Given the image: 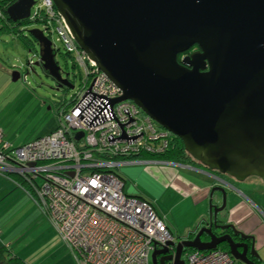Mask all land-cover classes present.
<instances>
[{"label":"water","instance_id":"obj_1","mask_svg":"<svg viewBox=\"0 0 264 264\" xmlns=\"http://www.w3.org/2000/svg\"><path fill=\"white\" fill-rule=\"evenodd\" d=\"M53 1L78 44L122 89L115 101H135L215 176L264 180V0ZM33 4L16 0L7 13L13 21L28 18ZM30 32L39 44L36 64L58 88H73L62 76L51 40L39 28ZM196 44L199 49L179 58ZM12 77L18 80L20 72L14 70ZM220 183L210 192L208 224L193 238L170 242L175 255L168 247L156 249L152 264L173 259L183 264L185 248L210 250L224 241L236 259L254 264L248 243L214 231L231 227L252 238L251 252L259 255L254 235L218 222L227 205L226 184ZM216 192L220 206L213 203Z\"/></svg>","mask_w":264,"mask_h":264},{"label":"built area","instance_id":"obj_2","mask_svg":"<svg viewBox=\"0 0 264 264\" xmlns=\"http://www.w3.org/2000/svg\"><path fill=\"white\" fill-rule=\"evenodd\" d=\"M28 18L51 40L55 59L60 48L72 58L81 83L60 102L58 125L47 134L14 146L0 129V172L25 181L79 264H151L162 247L175 255L169 243L179 239L150 201L126 193L116 170L139 161L171 163L149 155L166 152L175 134L135 101H115L122 89L78 44L53 0H34ZM34 56L39 60V52ZM61 73L73 83L70 73ZM181 258L183 264H244L219 247L185 250Z\"/></svg>","mask_w":264,"mask_h":264},{"label":"rangeland","instance_id":"obj_3","mask_svg":"<svg viewBox=\"0 0 264 264\" xmlns=\"http://www.w3.org/2000/svg\"><path fill=\"white\" fill-rule=\"evenodd\" d=\"M39 27L37 23L30 24L22 27L25 29L23 33L33 39L27 29ZM34 43L39 50V44L36 41ZM195 47L193 46L190 50L182 53L180 58L194 51ZM34 53L24 45L23 39L16 34L0 32V129L14 146H19L55 129L58 125L60 102L69 99L81 83L80 76L74 70L72 58L64 54L62 48L57 53L56 60L63 72L70 73L75 88H58L56 80L36 64L38 57L34 56ZM29 59H33L32 65L28 64ZM14 70L20 72V78L16 81L12 77ZM25 75L26 78H24ZM151 164L158 163L139 161L124 164L116 170L126 182L125 191L127 194L152 197L150 199L153 204L168 209L169 193L164 192L167 189L160 187L151 172L147 171ZM1 177L2 172H0V235L2 232L11 233L13 237H16L14 241L17 240L18 245L32 251L30 260L32 264H79L71 249L60 236L61 234L57 230V234L46 233V229L42 227L43 223L38 221L39 217L30 213L31 211L28 212L30 204L24 203L20 195L14 196L19 191ZM220 177L218 179L222 182L227 183L229 180L231 183H228L236 188L226 184L227 200L228 195L235 192L239 197L245 195L253 202H257L264 211V180L262 178L256 175L247 177L255 183L253 188L247 189L245 180H238L229 174L221 173ZM31 196L38 200L35 194H31ZM188 206L194 208L193 205ZM37 208L39 207L37 206ZM188 221L176 218V223L181 228ZM3 241L0 236V243ZM28 243V247L25 246ZM256 250L263 259L264 246L261 250Z\"/></svg>","mask_w":264,"mask_h":264},{"label":"crops","instance_id":"obj_4","mask_svg":"<svg viewBox=\"0 0 264 264\" xmlns=\"http://www.w3.org/2000/svg\"><path fill=\"white\" fill-rule=\"evenodd\" d=\"M147 171L151 172L152 177L155 178V181L160 185V187H165L167 189L164 190V192L169 193V201H167L169 203V205H167L168 209H164L162 206L157 207L155 203L154 205L150 199L152 197L149 198L141 195L133 196H138L150 201L159 216L165 221L170 231L179 240L187 238L190 231L197 232L202 226L208 224L211 218L210 192L212 186L221 184L220 182H222L217 176L210 173L206 170V168L200 165L178 162L151 164L148 166ZM17 176L18 175L15 174L2 172L3 178H1L10 182L12 186L19 191L16 192L14 196L20 195V197L23 198L24 203L30 204L28 212L31 211L30 213H34L37 217H39L38 221H40L41 224L43 223L42 227L46 229V233L57 234L48 214L42 210L33 196H31L26 183L22 184L23 179L21 181L17 178ZM123 181L125 189L126 182L124 179ZM227 181L231 183V181ZM245 181L247 183V185H245L247 189L254 187L255 183L252 180L246 178ZM228 182L224 183L233 187ZM220 194V192H216L214 194L213 203L218 205L222 202V196ZM219 196H221V198H219ZM188 205H193L194 208H190ZM37 206L39 208H37ZM218 217L224 224H234L244 233L254 235L256 249L261 250V248H263L264 211L259 207L257 202H253L245 195L244 197H239L235 192H233L232 195H228L227 205L225 209L219 212ZM176 218L178 220L186 219L189 221L181 228L176 223ZM0 236L1 239L4 240L3 243L0 244L5 245L13 253L19 255L27 262V264H32V261H30L32 258V251H29L24 246L18 245V241H14L16 237H13L11 233L2 232ZM28 245L29 243L25 246L28 247Z\"/></svg>","mask_w":264,"mask_h":264},{"label":"trees","instance_id":"obj_5","mask_svg":"<svg viewBox=\"0 0 264 264\" xmlns=\"http://www.w3.org/2000/svg\"><path fill=\"white\" fill-rule=\"evenodd\" d=\"M16 0H0V32H8V33H13L16 34L18 37L23 39L24 45L28 47V49L31 51L33 50L36 54H38L39 50L35 47V41L38 43V41L34 38L32 33L30 32L31 29H27L29 33L31 34V39L30 37H27L24 35V30L22 27L29 26L30 24L34 23V20L30 18H25L22 20H17L13 21L10 16L7 13V8L14 3ZM197 46L198 45H194ZM182 54H179V58ZM67 88V87H66ZM141 156L143 157H148L147 154H142ZM149 157H152L154 159H161V160H166L170 162H178V163H190V164H196L200 165L204 168L209 169L207 166L199 162L197 159H195L185 148L184 142L176 135L173 137V141L171 143L170 148L161 154H155V155H149ZM211 170V169H210ZM217 172V170H212ZM18 179L22 181V178L20 176H17ZM24 184L25 181H22ZM218 222L223 223V221L220 219ZM223 232H229L233 239H240L243 241H246L248 245H250V237H241L240 234L234 233V230L231 227H228L225 230H222L221 233ZM196 232L195 231H190L189 234L187 235V238H193L195 236ZM235 235H238L239 237L235 238ZM203 238L208 239L209 236L204 233ZM219 248H222L226 251H230V246L227 241H224L218 245ZM187 250H195V248L189 247ZM248 257L253 260L254 264H264V261L262 258L255 254L252 253L251 250L248 251ZM0 264H27V262L21 258L19 255L13 253L10 249H8L5 245L0 244Z\"/></svg>","mask_w":264,"mask_h":264},{"label":"flooded vegetation","instance_id":"obj_6","mask_svg":"<svg viewBox=\"0 0 264 264\" xmlns=\"http://www.w3.org/2000/svg\"><path fill=\"white\" fill-rule=\"evenodd\" d=\"M197 49H199V47L196 46V47L194 48V50H197ZM44 71H45V70H44ZM45 72H46V74L48 75L47 71H45ZM221 174H222V173H221ZM217 185H220V184H217ZM221 204H222V202H221L220 204H218V205L220 206ZM223 224H224V223H223ZM218 229H219V228H218ZM218 229H214V231H215V232H218V233H220V234H224V233H226V232L221 233V232H222V229H219V230H218ZM224 230H225V229H224ZM227 233H229V232H227ZM234 233H235V232H234ZM236 237L238 238L239 236H238V235H235V238H236ZM203 239H205V238H203ZM250 239H252V238H250ZM235 241H237V242H246V241H243V240H240V239H238V240L236 239ZM246 243H247V242H246ZM251 245H252V240H250L249 250H251ZM185 250H187V248H185L184 251H185ZM240 250H242V248H240ZM159 257H160V256H159ZM170 262H171V261H167L166 263H167V264H170Z\"/></svg>","mask_w":264,"mask_h":264}]
</instances>
